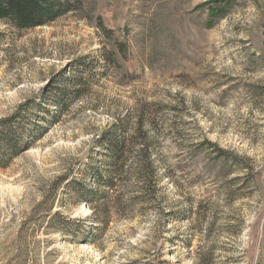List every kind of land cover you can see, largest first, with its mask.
<instances>
[{
  "label": "rangeland",
  "instance_id": "obj_1",
  "mask_svg": "<svg viewBox=\"0 0 264 264\" xmlns=\"http://www.w3.org/2000/svg\"><path fill=\"white\" fill-rule=\"evenodd\" d=\"M84 3L82 15L50 27L19 32L0 22V122L75 59L101 74L99 50L117 57L0 170V264H264V0ZM140 104L151 106L162 207L174 222L163 227L148 209L93 237L87 223L76 238L47 232L56 212L85 222L88 207L64 188L49 202L54 184L81 179L92 156L102 161L95 140Z\"/></svg>",
  "mask_w": 264,
  "mask_h": 264
},
{
  "label": "trees",
  "instance_id": "obj_2",
  "mask_svg": "<svg viewBox=\"0 0 264 264\" xmlns=\"http://www.w3.org/2000/svg\"><path fill=\"white\" fill-rule=\"evenodd\" d=\"M84 10V0H0V22L24 32L50 27L68 15H82ZM99 53L104 62L103 73H97L87 58H77L53 80L43 95L0 122V170L7 169L15 157L30 149L33 141L60 123L61 117L89 92L98 77L107 76L110 67L117 63L116 54L104 47ZM152 114L150 105L140 104L114 117L113 123L95 140L102 161L92 156L90 164L81 171V179L70 174L58 179L49 202L53 203L64 188L66 194L85 203L89 215L81 222L65 218L59 212L50 214L47 232L76 238L79 234L84 236L82 225L87 223L88 235L93 237V232L105 231L113 218L131 220L148 209L155 211L163 227L174 222L176 213L162 207L160 192L165 171L158 162L157 131ZM220 154L219 159L226 160V152L221 150Z\"/></svg>",
  "mask_w": 264,
  "mask_h": 264
}]
</instances>
